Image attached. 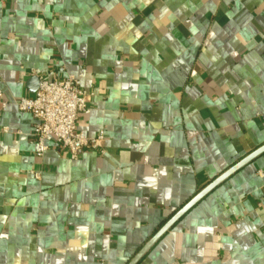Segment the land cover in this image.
I'll return each mask as SVG.
<instances>
[{
    "label": "crops",
    "instance_id": "1",
    "mask_svg": "<svg viewBox=\"0 0 264 264\" xmlns=\"http://www.w3.org/2000/svg\"><path fill=\"white\" fill-rule=\"evenodd\" d=\"M68 76L104 153L38 157L17 102ZM263 145L264 0H0V264H127ZM137 264H264V151Z\"/></svg>",
    "mask_w": 264,
    "mask_h": 264
},
{
    "label": "built area",
    "instance_id": "2",
    "mask_svg": "<svg viewBox=\"0 0 264 264\" xmlns=\"http://www.w3.org/2000/svg\"><path fill=\"white\" fill-rule=\"evenodd\" d=\"M90 99L80 82L68 76L53 80L39 78L36 91L18 100L17 109L32 118L28 136L38 147V157L52 148L70 160H76L86 151L104 153L102 132L89 137L77 128L78 119L91 111Z\"/></svg>",
    "mask_w": 264,
    "mask_h": 264
},
{
    "label": "water",
    "instance_id": "3",
    "mask_svg": "<svg viewBox=\"0 0 264 264\" xmlns=\"http://www.w3.org/2000/svg\"><path fill=\"white\" fill-rule=\"evenodd\" d=\"M264 151V145L251 153L249 156L235 164L229 170L224 172L198 194H196L189 202H187L180 210H178L171 218H169L161 228L144 244V246L129 260L127 264H137L146 253L153 247V245L176 223L178 222L195 204H197L203 197H205L211 190H213L219 183L226 179L233 172L238 170L245 163L256 157Z\"/></svg>",
    "mask_w": 264,
    "mask_h": 264
}]
</instances>
